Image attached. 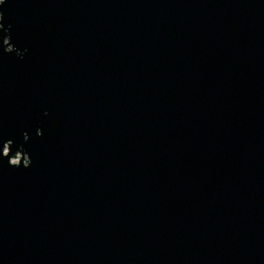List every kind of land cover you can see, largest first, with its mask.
<instances>
[{
  "label": "water",
  "instance_id": "95a60500",
  "mask_svg": "<svg viewBox=\"0 0 264 264\" xmlns=\"http://www.w3.org/2000/svg\"><path fill=\"white\" fill-rule=\"evenodd\" d=\"M3 11L0 264H264V0Z\"/></svg>",
  "mask_w": 264,
  "mask_h": 264
},
{
  "label": "clouds",
  "instance_id": "9594fccd",
  "mask_svg": "<svg viewBox=\"0 0 264 264\" xmlns=\"http://www.w3.org/2000/svg\"><path fill=\"white\" fill-rule=\"evenodd\" d=\"M5 7L6 0H0V51L10 57L22 59L26 51L21 50L19 46L12 47L9 43L10 37L8 35V31L10 25L4 23L5 12L3 11V9ZM42 134V131L40 129H37L36 135L41 136ZM21 135H23V133H21ZM23 139L24 141H27L28 136L23 135ZM13 144L14 140L12 138L5 139L0 136V158H7V164L11 168H30L32 165L30 156L23 150L22 147H17L16 150L12 152ZM10 153L12 154L10 155Z\"/></svg>",
  "mask_w": 264,
  "mask_h": 264
}]
</instances>
